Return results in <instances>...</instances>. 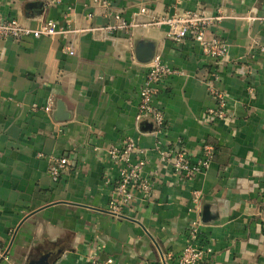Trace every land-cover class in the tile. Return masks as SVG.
<instances>
[{
  "label": "crops",
  "instance_id": "1",
  "mask_svg": "<svg viewBox=\"0 0 264 264\" xmlns=\"http://www.w3.org/2000/svg\"><path fill=\"white\" fill-rule=\"evenodd\" d=\"M141 6L150 10L142 22L197 7L222 17L206 38L227 44L226 59L215 67L192 41L167 39L164 27L109 35L111 20L92 0H0V15L24 27L68 21L75 31L67 40H0V264H87L90 253L112 264H162L160 253L170 254L166 264H177L198 216L200 242L212 249L203 264H264V0L111 2L125 20ZM143 53L183 71L155 98L163 146L193 158L203 145L214 148L209 169L192 180L159 162L152 122L135 120L151 60ZM213 70L225 120L206 115L215 102L202 79ZM126 138L145 151L153 188L118 219L105 212L118 176L107 149ZM59 155L71 165L54 182L48 160Z\"/></svg>",
  "mask_w": 264,
  "mask_h": 264
},
{
  "label": "built area",
  "instance_id": "2",
  "mask_svg": "<svg viewBox=\"0 0 264 264\" xmlns=\"http://www.w3.org/2000/svg\"><path fill=\"white\" fill-rule=\"evenodd\" d=\"M112 0H92V4L104 10V15L111 22L105 26L109 35L117 32L128 33L137 27H164L167 39L181 43L190 40L196 44L203 55L218 67L228 54L227 44L217 36L207 39L206 35L217 25L222 17L211 15L203 8L187 9L173 14L160 17H152L149 21L142 22L139 18L148 16L150 10L141 6L132 15L130 20H125L119 13L112 12ZM91 17V15H88ZM264 22V18L260 19ZM75 33L69 27V22L64 24L49 20L34 28L24 27L19 21L12 17L0 15V40L23 41L26 38L39 39L41 37H60L67 40ZM258 52L264 55V46H259ZM69 55H73L71 46L66 47ZM183 71L167 65L159 55L151 58L144 80L138 94V107L135 117L136 121L149 120L153 125V135L156 138L155 150L160 163L167 165L172 172L184 180H192L197 174L209 169L214 160V148L211 145H203L198 157L193 158L186 150L180 147L163 146L162 139L167 130L164 112L155 103V98L160 91L162 82L171 76H181ZM217 71L213 70L202 83L206 85L208 93L214 99V107L206 111L210 119L225 120L229 118L225 94L216 87ZM248 94L253 95V89L248 88ZM107 153L111 161L118 166V176L111 184L109 200L106 213L112 217L122 219L130 209L136 196L139 195L142 201L151 197L153 181L143 175L145 161L142 156L145 151L138 148L133 140L123 139L119 146H108ZM48 174L52 181L57 182L63 172L71 165L67 155L49 156ZM198 198V193H194ZM201 225L198 216L191 222L186 232L185 244L177 257V264H203L210 255L212 249L209 245L202 244L199 239V227ZM7 250L0 243V261L6 259ZM171 255L160 253V262L166 264ZM111 258L103 260L90 253L87 264H112Z\"/></svg>",
  "mask_w": 264,
  "mask_h": 264
},
{
  "label": "water",
  "instance_id": "3",
  "mask_svg": "<svg viewBox=\"0 0 264 264\" xmlns=\"http://www.w3.org/2000/svg\"><path fill=\"white\" fill-rule=\"evenodd\" d=\"M139 58H140L142 61H146V60H150V59H151V57H149L148 55H145L144 53L141 54V55L139 56ZM58 109H59V107H58Z\"/></svg>",
  "mask_w": 264,
  "mask_h": 264
}]
</instances>
